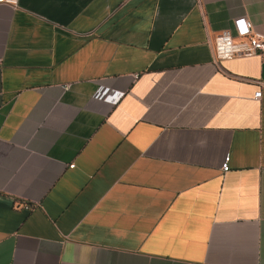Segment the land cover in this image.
<instances>
[{
	"label": "crops",
	"instance_id": "obj_1",
	"mask_svg": "<svg viewBox=\"0 0 264 264\" xmlns=\"http://www.w3.org/2000/svg\"><path fill=\"white\" fill-rule=\"evenodd\" d=\"M240 18L264 0L0 4V264H264V62L214 55Z\"/></svg>",
	"mask_w": 264,
	"mask_h": 264
},
{
	"label": "built area",
	"instance_id": "obj_2",
	"mask_svg": "<svg viewBox=\"0 0 264 264\" xmlns=\"http://www.w3.org/2000/svg\"><path fill=\"white\" fill-rule=\"evenodd\" d=\"M18 0H0V4L16 5ZM236 34L223 32L214 41V55L217 61H229L235 58L259 57L264 62V34L257 33L253 25L245 18L234 21ZM261 92L255 94V99H260ZM230 155H227L222 166L223 173L230 170ZM71 165L70 168H74Z\"/></svg>",
	"mask_w": 264,
	"mask_h": 264
}]
</instances>
